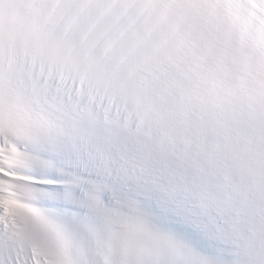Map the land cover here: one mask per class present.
Instances as JSON below:
<instances>
[{
	"label": "snow or ice",
	"instance_id": "snow-or-ice-1",
	"mask_svg": "<svg viewBox=\"0 0 264 264\" xmlns=\"http://www.w3.org/2000/svg\"><path fill=\"white\" fill-rule=\"evenodd\" d=\"M0 264H264V0H0Z\"/></svg>",
	"mask_w": 264,
	"mask_h": 264
}]
</instances>
